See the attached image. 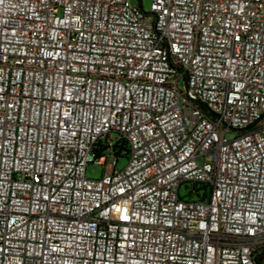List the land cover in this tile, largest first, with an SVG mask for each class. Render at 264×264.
I'll return each mask as SVG.
<instances>
[{
    "label": "built area",
    "instance_id": "1",
    "mask_svg": "<svg viewBox=\"0 0 264 264\" xmlns=\"http://www.w3.org/2000/svg\"><path fill=\"white\" fill-rule=\"evenodd\" d=\"M257 258L264 0H0V264Z\"/></svg>",
    "mask_w": 264,
    "mask_h": 264
},
{
    "label": "rangeland",
    "instance_id": "2",
    "mask_svg": "<svg viewBox=\"0 0 264 264\" xmlns=\"http://www.w3.org/2000/svg\"><path fill=\"white\" fill-rule=\"evenodd\" d=\"M129 2L133 5H136V6L138 5V0H129ZM150 5H151V0H141V7H142L143 11L149 12ZM179 86H180V88L183 89L184 85H183L182 81H180ZM231 137H232V135L227 136V138H231ZM113 162H114V158L109 157L105 167H100V166L94 165L92 163H89L86 167V176L88 178L96 179L102 174L103 171L107 174L111 173L113 170V167H112ZM126 164H127V158H126V156H122V157L118 158V160H117L116 169L122 170ZM197 187H199V186H197ZM203 192L204 191H201L202 194H203ZM179 193H180L181 198L185 195L186 190L183 186L180 188Z\"/></svg>",
    "mask_w": 264,
    "mask_h": 264
},
{
    "label": "trees",
    "instance_id": "3",
    "mask_svg": "<svg viewBox=\"0 0 264 264\" xmlns=\"http://www.w3.org/2000/svg\"><path fill=\"white\" fill-rule=\"evenodd\" d=\"M138 6L141 7V0H138ZM122 150H123V152H124V151H125V152L127 151V150H126V147H123ZM256 262H257V264H264V259H263V258H257V259H256Z\"/></svg>",
    "mask_w": 264,
    "mask_h": 264
}]
</instances>
